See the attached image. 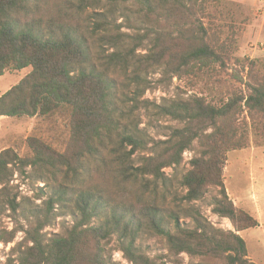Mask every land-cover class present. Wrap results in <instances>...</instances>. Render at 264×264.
Here are the masks:
<instances>
[{
	"label": "trees",
	"instance_id": "16d2710c",
	"mask_svg": "<svg viewBox=\"0 0 264 264\" xmlns=\"http://www.w3.org/2000/svg\"><path fill=\"white\" fill-rule=\"evenodd\" d=\"M183 1L0 0V77L31 69L0 97V118L63 114L70 128L63 153L35 138L30 158L0 153V217L27 212L10 185L15 169L34 171L46 188L38 199L48 197L44 218L34 215L36 228L0 264H112L106 245L113 238L129 264H156L137 246L147 234L166 240L175 257L158 264H185L182 255L200 260L188 264H256L240 233L259 223L229 198L224 170L230 152L264 146V75L245 61L249 82L235 77L246 91L209 101L205 91L219 83L229 47L196 21V9L205 13L210 0ZM131 15L144 28L135 35L118 24ZM156 74L204 93L152 105L142 99ZM141 110L182 127L152 139L141 129ZM195 143L191 169L182 173ZM211 189L219 190L212 213L235 232L216 229L193 206ZM56 207L70 208L74 224L47 238L43 230L66 214H53ZM16 234L0 227V245Z\"/></svg>",
	"mask_w": 264,
	"mask_h": 264
},
{
	"label": "rangeland",
	"instance_id": "374dc122",
	"mask_svg": "<svg viewBox=\"0 0 264 264\" xmlns=\"http://www.w3.org/2000/svg\"><path fill=\"white\" fill-rule=\"evenodd\" d=\"M172 3L182 0H168ZM189 0H184L189 5ZM204 14V15H202ZM196 21L203 24L209 33L217 34L222 41H225L226 47H229L231 58L227 60V68L221 73L219 83H216L215 89L205 91L209 101L218 102L227 95L233 93H244L246 87L236 79L238 76L245 83L249 82L247 72L244 71L245 61H256L259 66L260 74L264 75V0H210L206 6V12L201 13L196 9ZM130 19V20H129ZM129 19H122L118 24L123 25L124 32L135 35L138 29H144L137 19L136 15H131ZM212 22V25L210 24ZM145 30L142 32L144 33ZM145 47H149V41L145 42ZM141 50V53H146ZM31 72V69L22 72H7L0 77V97L7 93L12 87L16 86L25 76ZM152 82L151 88L147 91L142 100L149 101L152 105L167 104L176 99H187L193 95L204 93V88L198 86L192 91L188 81L163 78L160 74L150 76ZM153 110V107H152ZM152 110H141L138 112L141 129L145 131L148 137L161 140L164 136L170 134L172 129L180 128L182 125L170 118L157 120ZM30 138L39 139L56 151L63 153L70 139L69 122L65 115L56 114L50 117L37 118H0V153L6 149H13L19 157L23 159L30 158L32 153L28 146ZM198 144H194L192 151L184 154V162L181 172L189 171V162L193 159ZM167 175L172 171L167 170ZM35 173L26 169L24 174L15 169L12 178L11 187L18 201L23 202L27 209V214H13L6 212L0 217V227L6 230H16V239L13 244L0 245V260L5 263L7 258L12 255V249L20 243H25L27 231L36 228L37 213L44 218L46 210V201L48 197L39 198V189L45 185L35 181ZM224 184L227 194L237 209L246 211L251 215L258 217L261 229H252L243 237L247 243L250 258L256 264H264V146L251 144L246 150L230 152L227 155V163L224 170ZM179 195L182 197L185 192L179 187ZM219 190L211 189L206 198L195 203L193 206L199 210L202 215L216 229L222 231H232L235 229L231 222L221 219L212 213L214 200L218 198ZM30 200L29 203L24 201ZM57 213V214H56ZM66 213L65 216L53 219L52 224L46 227L42 234L47 238L55 235L65 236L74 224V217L71 215V209H61L56 207L53 214ZM252 216V215H251ZM182 223L193 228V223L189 219H182ZM137 246L147 254L156 264L162 257L175 259L171 254L169 246L163 238L153 235H143L137 242ZM108 254L111 256L112 264H129L119 251V245L116 238H113L106 245ZM183 263L200 262L197 259H191L187 255H182Z\"/></svg>",
	"mask_w": 264,
	"mask_h": 264
},
{
	"label": "crops",
	"instance_id": "0c3cea01",
	"mask_svg": "<svg viewBox=\"0 0 264 264\" xmlns=\"http://www.w3.org/2000/svg\"><path fill=\"white\" fill-rule=\"evenodd\" d=\"M251 215L258 221V223H259V226L256 228V229H261L262 228V224H260V222H259V220H258V217L256 216V215H254V214H252L251 213ZM250 230H248V231H245V232H242V233H240V235L242 236V238L244 239V235L247 233V232H249ZM245 240V239H244ZM246 242V241H245ZM247 244V243H246ZM248 253H249V251H248ZM251 255L249 254V257H250ZM251 259V258H250ZM252 260V259H251Z\"/></svg>",
	"mask_w": 264,
	"mask_h": 264
}]
</instances>
